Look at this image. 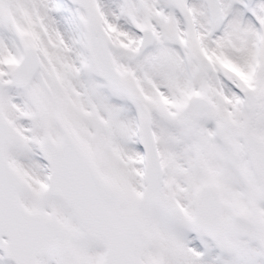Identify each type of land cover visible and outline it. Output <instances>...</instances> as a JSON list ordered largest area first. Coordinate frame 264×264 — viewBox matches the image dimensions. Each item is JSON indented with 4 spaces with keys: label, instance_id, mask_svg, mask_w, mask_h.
Here are the masks:
<instances>
[{
    "label": "snow or ice",
    "instance_id": "obj_1",
    "mask_svg": "<svg viewBox=\"0 0 264 264\" xmlns=\"http://www.w3.org/2000/svg\"><path fill=\"white\" fill-rule=\"evenodd\" d=\"M0 264H264V0H0Z\"/></svg>",
    "mask_w": 264,
    "mask_h": 264
}]
</instances>
